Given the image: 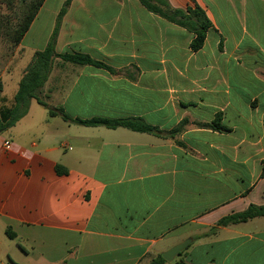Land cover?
<instances>
[{
	"label": "crops",
	"instance_id": "0c3cea01",
	"mask_svg": "<svg viewBox=\"0 0 264 264\" xmlns=\"http://www.w3.org/2000/svg\"><path fill=\"white\" fill-rule=\"evenodd\" d=\"M65 1L43 2L22 57L45 48ZM167 1L205 11L212 27L200 50L138 0H71L55 51L114 72L56 59L62 74L53 67L43 96L72 118H140L164 132L190 124L162 138L68 123L40 105L36 119L31 101L0 143V264H147L188 238L166 264H264V217L209 233L264 205V0ZM25 68L11 98L1 78L6 102Z\"/></svg>",
	"mask_w": 264,
	"mask_h": 264
},
{
	"label": "trees",
	"instance_id": "16d2710c",
	"mask_svg": "<svg viewBox=\"0 0 264 264\" xmlns=\"http://www.w3.org/2000/svg\"><path fill=\"white\" fill-rule=\"evenodd\" d=\"M44 1L45 0H29L25 3L21 17H19L15 26L9 28L7 32V37L13 45H18L21 42ZM70 1L71 0H66L60 10L56 18L55 27L45 48L41 51L35 52L30 63L26 67L24 74L19 81L18 89L13 97L12 104L10 106H2L0 108V133L13 127L16 122L27 114L32 100H35L40 106L46 108L50 116H60L63 121L76 125L91 127L102 126L108 129L121 127L134 132L148 133L162 138L173 137L184 131V129L190 124V121L187 118L181 120L180 123L171 131L164 132L160 131L157 127L147 124L140 118L129 117L109 119L104 117H94L83 120L80 118H72L62 109H52L47 105L45 97L43 96V88L51 74L56 59H59L63 64L69 63L78 66L89 65L106 69L111 73L114 72V70L109 66L92 59L86 54H58L55 51L59 25ZM138 1L149 12L154 13L168 22L191 33L193 37L189 44V48L192 52H196L203 47L207 31L210 27H212V24L205 11L200 6L194 4L193 6H188L185 9H179L171 7L167 0ZM2 100L5 101V98H2ZM193 125L199 127H210L212 129H215V126H217L216 123H214V126L213 124L209 125L205 123H193ZM56 172L61 174L65 173V170H63L60 166H57ZM261 177L264 178V165L262 167ZM256 217H264V205L251 204L241 212L222 217L218 220L214 227L210 228L209 233L215 232L218 227H227L230 225L244 223ZM5 234L10 239H14L16 237L9 227L5 229ZM147 264H166V261L160 255H157L150 258ZM175 264H180V262L178 261Z\"/></svg>",
	"mask_w": 264,
	"mask_h": 264
},
{
	"label": "rangeland",
	"instance_id": "374dc122",
	"mask_svg": "<svg viewBox=\"0 0 264 264\" xmlns=\"http://www.w3.org/2000/svg\"><path fill=\"white\" fill-rule=\"evenodd\" d=\"M28 1L29 0H0V81L1 78L6 81L4 93L9 98H11L15 92L16 80L20 77L22 69L25 66L27 67L31 60H29V56L22 57L23 55L17 49V45H13L9 41L7 37V32L9 28L15 26L16 22L19 20V17H21L22 15L25 3H27ZM43 22H46V18L44 17ZM46 31V29L43 30V34L41 36L42 38L45 37ZM54 68L55 70L53 77H60V75L62 74V70H60V68L58 70V66H54ZM10 71L13 72L8 74ZM2 98L3 97L1 85L0 108L2 106H10L12 104V101L6 102V99L5 101H3ZM31 104L32 114H34L35 118L38 119L40 115L44 112V109L40 107L35 100H32ZM4 132L0 133V143L4 139ZM1 151L4 152V150ZM0 157L2 158V156Z\"/></svg>",
	"mask_w": 264,
	"mask_h": 264
},
{
	"label": "water",
	"instance_id": "95a60500",
	"mask_svg": "<svg viewBox=\"0 0 264 264\" xmlns=\"http://www.w3.org/2000/svg\"><path fill=\"white\" fill-rule=\"evenodd\" d=\"M191 239L188 238L179 244L173 246L171 249L167 250L166 252H163L160 254V256L166 261V262H172L190 243Z\"/></svg>",
	"mask_w": 264,
	"mask_h": 264
},
{
	"label": "built area",
	"instance_id": "2783aa9c",
	"mask_svg": "<svg viewBox=\"0 0 264 264\" xmlns=\"http://www.w3.org/2000/svg\"><path fill=\"white\" fill-rule=\"evenodd\" d=\"M4 145H5L6 148L10 147V143L9 142H5Z\"/></svg>",
	"mask_w": 264,
	"mask_h": 264
}]
</instances>
